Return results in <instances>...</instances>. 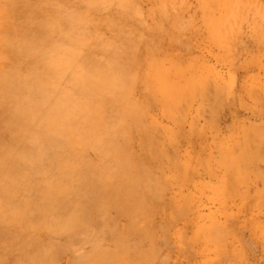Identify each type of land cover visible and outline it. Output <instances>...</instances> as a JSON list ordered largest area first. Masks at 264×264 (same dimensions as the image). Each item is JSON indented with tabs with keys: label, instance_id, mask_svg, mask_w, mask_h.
Listing matches in <instances>:
<instances>
[{
	"label": "rangeland",
	"instance_id": "1",
	"mask_svg": "<svg viewBox=\"0 0 264 264\" xmlns=\"http://www.w3.org/2000/svg\"><path fill=\"white\" fill-rule=\"evenodd\" d=\"M0 264H264V0H0Z\"/></svg>",
	"mask_w": 264,
	"mask_h": 264
},
{
	"label": "bare ground",
	"instance_id": "2",
	"mask_svg": "<svg viewBox=\"0 0 264 264\" xmlns=\"http://www.w3.org/2000/svg\"><path fill=\"white\" fill-rule=\"evenodd\" d=\"M114 261H116V260L114 259Z\"/></svg>",
	"mask_w": 264,
	"mask_h": 264
}]
</instances>
